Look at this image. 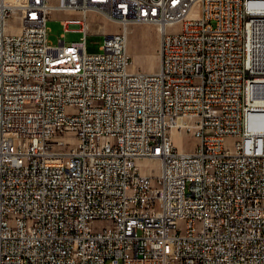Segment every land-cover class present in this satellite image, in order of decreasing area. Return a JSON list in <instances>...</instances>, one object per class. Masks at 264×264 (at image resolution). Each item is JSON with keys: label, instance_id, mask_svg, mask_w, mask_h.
Returning <instances> with one entry per match:
<instances>
[{"label": "built area", "instance_id": "built-area-1", "mask_svg": "<svg viewBox=\"0 0 264 264\" xmlns=\"http://www.w3.org/2000/svg\"><path fill=\"white\" fill-rule=\"evenodd\" d=\"M52 11L83 37L51 44ZM90 12L121 27L95 53ZM258 98L264 0H0V264H264Z\"/></svg>", "mask_w": 264, "mask_h": 264}, {"label": "rangeland", "instance_id": "rangeland-1", "mask_svg": "<svg viewBox=\"0 0 264 264\" xmlns=\"http://www.w3.org/2000/svg\"><path fill=\"white\" fill-rule=\"evenodd\" d=\"M77 12L70 11H52L47 20L48 40L51 44L58 43L59 38L66 44L79 41L83 33L75 26H70L67 31L64 30L62 20L66 18H76ZM90 23V29L85 37V50L88 53L98 52L103 44L105 34L113 33L118 28V23L111 21L99 13L90 12L87 17ZM10 23L14 26L19 25L17 19L13 18ZM111 23V24H109ZM120 26V25H119ZM135 32L128 34L127 49L131 57L130 70L133 71H155L159 66L161 33L155 25L133 24ZM177 141V139H175ZM182 140L186 142L187 149H192L196 139L188 135L183 136ZM230 142L232 139L229 140ZM97 225H100L97 223Z\"/></svg>", "mask_w": 264, "mask_h": 264}, {"label": "bare ground", "instance_id": "bare-ground-1", "mask_svg": "<svg viewBox=\"0 0 264 264\" xmlns=\"http://www.w3.org/2000/svg\"><path fill=\"white\" fill-rule=\"evenodd\" d=\"M159 31L162 32L161 29H159ZM257 102H258V103H260V102H264V98H263V99L258 98ZM253 125H254L256 128H262V125L259 124V123L256 122V121L253 122ZM175 139H177V141H176ZM174 141H175L176 144L179 143V138L177 137V135H174Z\"/></svg>", "mask_w": 264, "mask_h": 264}, {"label": "crops", "instance_id": "crops-1", "mask_svg": "<svg viewBox=\"0 0 264 264\" xmlns=\"http://www.w3.org/2000/svg\"><path fill=\"white\" fill-rule=\"evenodd\" d=\"M109 24H111V23H109ZM120 30H121V27L118 25L117 30L114 31V32H118V31H120ZM130 32H135V28L131 27V25H130L129 28H128V34H130ZM106 33H108V32H106ZM127 39H128V35H127Z\"/></svg>", "mask_w": 264, "mask_h": 264}]
</instances>
